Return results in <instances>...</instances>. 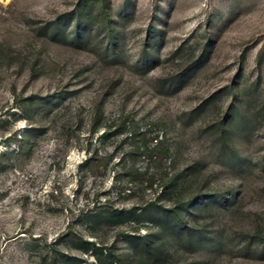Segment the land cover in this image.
Returning a JSON list of instances; mask_svg holds the SVG:
<instances>
[{"label": "rangeland", "instance_id": "obj_1", "mask_svg": "<svg viewBox=\"0 0 264 264\" xmlns=\"http://www.w3.org/2000/svg\"><path fill=\"white\" fill-rule=\"evenodd\" d=\"M7 149L0 264H137L122 233L157 223L99 214L155 198L199 200L159 264H264V0H0Z\"/></svg>", "mask_w": 264, "mask_h": 264}, {"label": "trees", "instance_id": "obj_2", "mask_svg": "<svg viewBox=\"0 0 264 264\" xmlns=\"http://www.w3.org/2000/svg\"><path fill=\"white\" fill-rule=\"evenodd\" d=\"M82 26H84V21L79 20L77 24V37L79 36V34H81L80 32L82 30ZM35 133H37V127L32 125L28 128L26 136H32ZM9 142L10 140H8V144ZM156 142L157 143H155L153 147H146L145 150L157 151L158 149H160L162 146V141L157 140ZM140 148V145H138L137 150H139ZM21 150H23V146ZM142 152L144 153V151H140V153ZM13 153V150H4L0 152V159L4 157L9 158ZM178 179L179 175L176 174L168 176L166 179L167 184H164L163 186L164 190L167 188V185L177 183ZM225 199L226 197L223 198L222 204L227 203V200ZM196 200L197 199L195 198L194 201L193 199H190L187 202L173 201L170 207V210L172 211V217L165 213H162V216L153 214L151 215L152 217H148L145 215V213L154 212V206L157 205L156 198L147 201L145 205H141L140 207H111L100 213L99 217L104 222L110 224L124 223L131 220L137 223L143 222L145 220L156 222L159 230H155L153 233L146 232L138 234L136 232H123L122 235L123 238L130 243L131 248L134 251L135 261L137 260L138 262L137 264H142L144 260H147V264H159L158 258L165 254L166 249L164 243L162 241L157 242V237L155 236L160 234L164 228H168L169 226L174 228L173 230L175 232L176 230L183 229L184 227H186V229L188 230L183 211L189 206V204L193 202L195 205H197L199 200L197 202ZM181 232H183V230H181ZM82 242L83 243L81 248L83 250L94 251L96 264H126V259L124 258V256L116 253L111 247L95 244L92 239L87 238L82 239ZM55 264H69V261L67 259H64L63 261Z\"/></svg>", "mask_w": 264, "mask_h": 264}]
</instances>
